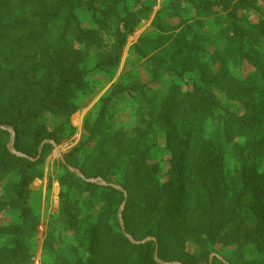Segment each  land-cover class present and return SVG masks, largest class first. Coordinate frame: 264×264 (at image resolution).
<instances>
[{
    "label": "trees",
    "instance_id": "obj_1",
    "mask_svg": "<svg viewBox=\"0 0 264 264\" xmlns=\"http://www.w3.org/2000/svg\"><path fill=\"white\" fill-rule=\"evenodd\" d=\"M122 1L126 0L102 1L105 21H115V42L109 47L102 43L104 36L99 30L81 25L76 12L81 0H0V126L15 130L12 141L10 131L0 128V213H16L22 218L0 226V264H34L40 220L29 203L30 184L43 175L44 159L52 147L47 140L60 144L72 134L75 97L86 88L89 73L108 72L119 65L137 25L136 13L117 11L115 3ZM254 1L172 0L167 11L172 16L189 7L206 16L218 10L226 12L221 18L225 49L208 57L202 38L196 33L189 36L192 25L180 24L182 33L173 44L179 70L175 64L164 69L177 76L197 72L199 78L189 79L185 90L174 86L158 106L148 98V114L145 109L138 113V126L131 131L108 122L110 103L142 89L140 84H114L93 111V121H86V139L61 162L58 217L61 229L76 237L87 253L79 264H162L166 255H182L189 240H195L202 259L213 264L210 253L214 245L254 237L258 224L245 223L242 200L259 181L264 138L258 141L261 150L254 147L248 153L240 151L245 149L240 142L264 129V25L262 21L260 27L253 26L257 30L246 29L239 15L242 4L253 7ZM233 44H239L241 55L232 54ZM249 47L250 55L245 57L242 51ZM91 55L95 56L93 62ZM245 59L254 68L239 75ZM48 115L62 122L51 128L46 122ZM214 121L222 125L215 135L209 128ZM155 125L167 130L170 140L180 136L167 179L161 177L158 163L149 159ZM223 144L232 146L240 163L234 176L240 190L231 196L222 189L218 173H213L214 156ZM11 147L27 156L13 153ZM91 152L100 153L93 161L97 167L81 161L82 155ZM69 165L87 177L95 171V176L108 179L105 188L117 198L113 222L105 224L106 210L100 211V204H95L101 187L79 177ZM118 174L124 191L113 186ZM73 192L85 195L73 198ZM80 201L88 211L86 216L78 206ZM256 201L258 211L262 210L260 194ZM122 202L124 225L119 220ZM94 207L100 211L97 223L83 228ZM127 233L135 240H154L137 244ZM50 238H54L52 244ZM50 238L46 244L54 252L53 232Z\"/></svg>",
    "mask_w": 264,
    "mask_h": 264
},
{
    "label": "rangeland",
    "instance_id": "obj_2",
    "mask_svg": "<svg viewBox=\"0 0 264 264\" xmlns=\"http://www.w3.org/2000/svg\"><path fill=\"white\" fill-rule=\"evenodd\" d=\"M102 1L104 3L108 2V0ZM102 1L81 0V5L76 9V12L81 25L86 29L99 30L100 34L104 36L102 43L111 47L115 42L113 37L115 21H105L107 19L105 17L106 15L101 13V10L104 8ZM171 1L126 0L122 1L120 5L115 3L119 13H123L125 9L128 12L137 14V25L127 40L121 61L117 67L112 68L108 72L91 71L89 73L86 88L78 91L75 97V110L70 117L73 128L72 134L60 144H57L52 139L47 140L52 144V147L44 159L43 175L35 178L29 187V203L40 220L38 242L34 251V264H79L80 261H85L87 258V253L83 251L84 247L81 246L80 241L71 233L67 232V230L61 229V224L58 223L60 194L62 191L60 177L63 175L61 162H64V156L66 154L74 148L79 147L86 139V121L92 120V118L94 119L93 111L100 107L102 98L109 93L112 86L118 83L124 86L133 84H140L142 86V89L135 91L133 94L121 95L119 99L115 100L114 104L112 102L110 103L111 113L108 122L115 128H123L131 131L138 126V113H141L145 109L146 114H148V98L158 106L174 86H183L185 90L189 79L194 76L199 78L200 76V73L197 72L177 76L172 74L174 71L169 73L168 70L164 69V66L167 64H175L177 67L176 70H179V56L173 52V44L179 37V34L182 33L183 27L180 24L184 25V22H186V24L192 25L189 36H193L196 33V35L202 38V44H205L208 57L212 53H217L225 49L227 44L224 35L225 22L221 18L226 12L218 10L217 13L206 16L189 7L188 10L180 11L179 16H172L167 13ZM254 3L253 7L248 4H242L241 6L243 7L239 10V15L243 18V26L246 29L257 30L253 26L259 25L260 27L262 21L264 25V0H255ZM111 13H114L113 9ZM113 18L116 17L113 16ZM261 43L264 44V37L261 39ZM233 45L235 49L232 51V54L234 56L241 55L240 49L238 48L239 44ZM242 52L245 57L250 55L251 47L243 49ZM92 57L95 56L91 55L90 58ZM244 61V66L238 70L239 75L247 74L254 68L246 59ZM90 62H93V58ZM230 63H234V61ZM220 66H222V62L219 63ZM91 67L90 65V70ZM231 103L233 104L235 102ZM148 118L149 116L147 115ZM46 122L51 128H54L59 126L62 120L57 116L48 115ZM220 124L219 121L210 123L209 128L212 134L219 131L222 126ZM0 128L9 130L11 139L14 141V129L3 125ZM152 129V140L149 144L153 145V150L149 159H151V162L158 163L161 177L167 179V177L170 178L173 171L172 158L174 153L176 154L177 152V149H174V147L180 144V136L174 138V140H170L168 138V131L164 128L162 130L161 127L155 125ZM257 131L261 135H258ZM261 138H264V129L262 128L253 132L250 138L243 139L240 142V144L245 146V149H240V151L248 153L254 147L261 150V146H259L261 143L258 144ZM168 139L170 142H168ZM93 147L94 145L91 146V148ZM11 150L19 156H27L17 151L14 147H11ZM98 154L100 153L91 152L88 156L82 155L81 161H87L89 165L97 167V163L93 161L96 160ZM214 157L215 168L213 173H218L217 175L222 179V189H224L226 195L231 196L234 192H239L240 186L235 183L234 176L240 169V163L234 154L232 146L223 144L222 147H219ZM261 158V166L258 170L260 176L259 181L255 183L253 188L248 190V195L242 200L245 223L248 225L258 224V229L253 232L254 237L248 239L243 238V241L240 243L214 245V250L210 253V259L213 264L214 261L215 264H264V206L262 210L258 211L256 201L257 194H260L263 197L262 204H264V152ZM68 167L76 171L79 177L101 187L98 191V196L94 197L95 204H100V211L102 209L104 211L106 210L105 214L107 218L105 219V224L113 222L116 213L114 203H116L117 198L105 188L108 185V179L95 176V171L87 177L78 168L70 165ZM120 176V174L116 176L117 181L113 182V186L124 191L122 184H119ZM7 181L8 177L4 183L6 184ZM82 193L73 192L72 197L82 198L85 195ZM101 193L106 194L99 196ZM78 206L82 207V214L86 216L88 211L83 208V202L80 201ZM124 207L125 203L122 202L119 207V220L122 225H124L122 216ZM98 210L99 207L91 209L92 216L86 219V224L83 223V228L85 226L90 228L97 223L100 212ZM21 219L18 214L6 211L0 213V226L15 221L18 222ZM190 220H193V218H190ZM52 232L56 236L54 252L51 251L50 247V244L54 241V238H50ZM127 236L132 242L137 244L154 240V237L135 240L129 233H127ZM48 238H50V244H46ZM184 247L185 250L182 255H174V257L166 255L162 264H207L202 259L199 244L195 240H189ZM135 256L136 254L133 255V258Z\"/></svg>",
    "mask_w": 264,
    "mask_h": 264
},
{
    "label": "water",
    "instance_id": "obj_3",
    "mask_svg": "<svg viewBox=\"0 0 264 264\" xmlns=\"http://www.w3.org/2000/svg\"><path fill=\"white\" fill-rule=\"evenodd\" d=\"M81 176H83V174H81Z\"/></svg>",
    "mask_w": 264,
    "mask_h": 264
}]
</instances>
